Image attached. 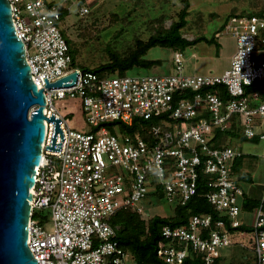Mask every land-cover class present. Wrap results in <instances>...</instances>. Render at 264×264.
Returning a JSON list of instances; mask_svg holds the SVG:
<instances>
[{
    "label": "built area",
    "instance_id": "built-area-1",
    "mask_svg": "<svg viewBox=\"0 0 264 264\" xmlns=\"http://www.w3.org/2000/svg\"><path fill=\"white\" fill-rule=\"evenodd\" d=\"M10 2L33 80L45 91V114L58 118L61 128L57 130L56 120L45 119L28 239L38 264H126L112 216L123 208L145 214L141 201L159 197V191L168 202L185 204L197 193L203 172L208 175V201L231 227L243 224L244 190L230 169L243 152L228 143L212 146L210 139L215 128L227 129L233 120L245 136L264 138V130L255 129L258 120L264 124V14L237 13L227 19L225 29L235 37L236 50L223 72L185 73L183 53L177 50L174 72L102 76L72 64L61 28L65 7L49 0ZM80 11L89 12L88 5ZM72 73L76 77L60 86L46 85ZM214 85H224L229 98L205 91ZM248 85L256 87L247 93ZM65 97L81 100L92 126L157 117L160 124L152 127L156 139L120 137L104 125L97 131L76 130L54 104ZM38 209L49 210L51 229L33 217ZM231 230L223 218L214 222L209 213L193 214L184 225L163 226L157 254L169 264H182L196 253L205 264H219L220 248L233 242ZM251 232L256 264H264V195Z\"/></svg>",
    "mask_w": 264,
    "mask_h": 264
},
{
    "label": "rangeland",
    "instance_id": "rangeland-1",
    "mask_svg": "<svg viewBox=\"0 0 264 264\" xmlns=\"http://www.w3.org/2000/svg\"><path fill=\"white\" fill-rule=\"evenodd\" d=\"M69 8L66 17L61 21L63 33L70 39L75 52V61L79 67H95L109 61V48L125 52L131 48L135 39H147L160 27L168 28L179 19V11L183 7L182 0H49ZM187 24L182 29L184 37L193 39L200 35L215 37L220 42L217 50L215 44L201 41L187 47L183 53L185 73H220L229 67L232 55L236 50L235 37L225 29L226 19L232 12L251 11L258 9L264 0H189ZM88 5L89 12L81 13L80 8ZM174 50L164 46H154L146 54L148 58L161 59L162 64L147 69L134 67L127 71L129 75L137 74H168L176 71ZM54 104L68 119L76 130L86 131L89 124L83 112L79 98H56ZM256 131L264 130V124L257 125ZM261 138V137H260ZM237 138H232L236 145ZM243 143V142H242ZM244 145L257 153L255 160V177L264 178V138L259 141H245ZM146 219L155 214L172 215L175 204L165 198L147 196L142 201ZM35 218L51 229L52 222L40 217V213L48 215L49 210L38 209ZM242 213L239 214V217ZM239 244L222 246L225 264L232 262L240 253ZM230 255V256H229ZM229 256V257H228ZM237 259H235L236 261ZM132 261L127 252L126 262ZM232 262V263H231ZM238 262V261H237ZM251 264L252 258L245 261Z\"/></svg>",
    "mask_w": 264,
    "mask_h": 264
},
{
    "label": "water",
    "instance_id": "water-1",
    "mask_svg": "<svg viewBox=\"0 0 264 264\" xmlns=\"http://www.w3.org/2000/svg\"><path fill=\"white\" fill-rule=\"evenodd\" d=\"M75 73L48 87L60 86ZM72 83H65L70 85ZM44 88L33 80L10 0H0V264H38L29 245L33 185L46 136Z\"/></svg>",
    "mask_w": 264,
    "mask_h": 264
},
{
    "label": "trees",
    "instance_id": "trees-1",
    "mask_svg": "<svg viewBox=\"0 0 264 264\" xmlns=\"http://www.w3.org/2000/svg\"><path fill=\"white\" fill-rule=\"evenodd\" d=\"M80 1L84 2L83 0ZM182 1L183 7L179 11V19L175 20L170 27H160L147 39L137 37L131 48L125 52L109 48V61L95 67L82 66V68L85 70H94L102 76L126 74L128 70L133 69L136 66L150 69L162 64L161 59L146 57L148 50L157 45L172 48L174 51L180 50L183 52L187 47L205 41L209 44H215L218 50L221 44L215 37L209 38L205 35H200L193 39H187L184 37L182 29L187 24L190 3L189 0ZM68 12V8L63 9L61 21L66 17ZM237 13L262 15L264 14V3L258 9L247 12H232L231 15ZM231 15H229L228 18ZM65 37L69 43L73 57L72 64L78 66L75 61V52L71 46V41L66 35ZM255 87L256 85H248L246 87V92L250 93ZM205 91L215 92L224 100L228 99L230 96L224 85L209 86L205 88ZM154 124H160V119L157 117L152 119L136 117L131 124L123 123L120 120H109L98 126H92L89 124V129L86 131H97L102 125H104L110 132L115 133L120 137L125 135L134 136L138 134L148 142H153L156 139V136H154L152 132ZM237 129L238 127L234 120L231 126L227 129L222 130L220 128H215L210 139L211 145L220 147L227 143L230 144L231 138L238 134ZM234 168L235 167L231 165L230 169L232 174H234ZM207 179L208 175L204 172L201 173L198 180L197 193L185 204L175 205V210L172 215L155 214L151 218L146 219L141 213L134 211L132 208H123L112 216L110 222L117 229V237L120 245L126 252L131 254L135 260V264H169L163 261L157 254L158 243L162 238V228L166 224L172 226L184 225L189 221L193 214L209 213L213 216L214 222L216 219L223 218L230 229L252 231V227L244 224H241L238 227H231L228 217L208 201L206 197V193L209 189ZM160 193L161 192L159 191L156 194L159 197H162ZM38 213V211L34 212L33 217L39 215ZM40 217L46 220L48 215L40 213ZM182 264L205 263L202 256L196 253L188 256ZM213 264L218 263L216 262Z\"/></svg>",
    "mask_w": 264,
    "mask_h": 264
},
{
    "label": "crops",
    "instance_id": "crops-1",
    "mask_svg": "<svg viewBox=\"0 0 264 264\" xmlns=\"http://www.w3.org/2000/svg\"><path fill=\"white\" fill-rule=\"evenodd\" d=\"M257 122L259 125H261L260 120H258ZM237 127L238 134L233 137V139L237 138V141L236 145L233 146L240 149L243 154L241 156L236 157L231 165L235 167L233 175L241 182L244 190V193L240 198V202L242 205V216L240 218L244 225L252 227L256 219L258 207L264 195V178L263 180H261V178L257 180V178L255 177L254 167L255 160L258 154L247 147L245 150L244 145L247 143L244 142L250 140L259 141L261 140V138L259 136L247 137L242 133L240 126ZM231 141L232 138L230 142ZM230 144L232 145V142ZM231 237L233 240L232 244H239L241 247L240 253L236 254L232 262H236L235 264H248L245 261H248L250 258H252L251 264H256V256L253 251L255 239L254 234L250 230L246 233H242L241 230L232 229ZM224 258V255L221 254L219 258L220 264H225ZM235 259L237 260L235 261ZM126 264H135L134 258L132 257V261L128 263L126 262Z\"/></svg>",
    "mask_w": 264,
    "mask_h": 264
},
{
    "label": "bare ground",
    "instance_id": "bare-ground-1",
    "mask_svg": "<svg viewBox=\"0 0 264 264\" xmlns=\"http://www.w3.org/2000/svg\"><path fill=\"white\" fill-rule=\"evenodd\" d=\"M42 160V159H41Z\"/></svg>",
    "mask_w": 264,
    "mask_h": 264
}]
</instances>
